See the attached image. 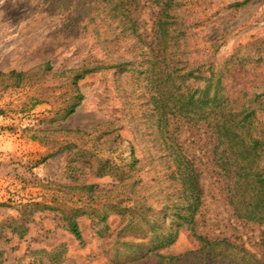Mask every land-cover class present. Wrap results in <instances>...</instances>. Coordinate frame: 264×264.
Masks as SVG:
<instances>
[{
    "label": "rangeland",
    "instance_id": "rangeland-1",
    "mask_svg": "<svg viewBox=\"0 0 264 264\" xmlns=\"http://www.w3.org/2000/svg\"><path fill=\"white\" fill-rule=\"evenodd\" d=\"M241 1L205 0L194 7L200 24L190 48L199 60L211 58L216 63L238 52L246 59L243 63L248 62L236 67L243 86H264V0H250L237 9L230 6ZM157 11L146 2L132 10L147 41L152 39ZM64 23L46 0H0V264H154V260L134 261L147 252V245L125 248L115 243L122 220L109 206L115 201L118 181L110 173L96 175L94 161L128 162L131 147L141 159L150 147L134 128L136 108L128 111L131 103L124 92L133 84L129 75L106 69L85 76L77 83L83 100L75 112L65 121H51L71 92L63 72L88 58H100L90 36L69 34ZM46 64L50 69L43 67ZM10 72L32 76L13 87ZM172 128L200 173L203 204L196 232L210 240L227 239L262 259L264 225L233 216L212 164L208 128L178 121ZM67 143L72 144L69 149ZM85 149H93L96 157H86L88 161L80 157ZM48 154L53 156L42 161ZM140 178L142 184L150 181L145 168ZM87 185L97 189H80ZM74 209L84 212L76 217L80 241L62 221V212ZM105 214L108 231L101 238L96 224ZM21 223L26 231L20 235L14 229ZM197 248L182 230L159 254L177 256Z\"/></svg>",
    "mask_w": 264,
    "mask_h": 264
},
{
    "label": "trees",
    "instance_id": "trees-1",
    "mask_svg": "<svg viewBox=\"0 0 264 264\" xmlns=\"http://www.w3.org/2000/svg\"><path fill=\"white\" fill-rule=\"evenodd\" d=\"M46 1L64 17L63 29L90 36L92 48L100 55L63 72L69 77L71 92L51 121H65L75 112L83 100L77 83L89 74L114 69L119 75H129L134 84L124 92L131 103L128 111L136 108L134 128L140 138H147L144 142L150 147L141 159L131 147L128 162L108 164L94 159L96 175L110 173L118 181L115 201L109 206L122 220L115 243L125 248L147 245V252L134 261L154 260V264H264V231L260 260L227 239L210 240L196 232V216L203 204L200 173L182 151L172 128L175 121L208 128L212 164L233 216L264 225V86H243V76L236 73V67L248 62L243 63L246 59L238 52L222 63L194 56L190 39L200 19L193 15V9L205 0ZM249 1L230 6L237 9ZM141 2L158 9L150 41L143 37L132 13ZM43 67L50 69L48 64ZM31 76V72L7 74L13 87H20ZM95 154L93 149H85L80 157ZM144 168L150 181L142 184ZM80 189L92 192L97 186ZM62 213L64 227L80 241L76 217L84 212L74 209ZM106 217H99L96 224L101 238L107 236ZM16 229L20 235L26 231L23 223ZM182 230L198 248L177 256L159 254Z\"/></svg>",
    "mask_w": 264,
    "mask_h": 264
}]
</instances>
